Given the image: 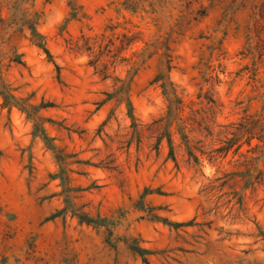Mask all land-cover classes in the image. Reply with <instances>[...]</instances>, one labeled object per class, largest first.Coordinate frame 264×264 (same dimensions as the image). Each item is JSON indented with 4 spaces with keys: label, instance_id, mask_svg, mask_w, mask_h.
<instances>
[{
    "label": "rangeland",
    "instance_id": "rangeland-1",
    "mask_svg": "<svg viewBox=\"0 0 264 264\" xmlns=\"http://www.w3.org/2000/svg\"><path fill=\"white\" fill-rule=\"evenodd\" d=\"M31 2L52 61L14 33L9 20L0 23V81L35 116L31 121L20 109L4 107L0 96V264H264V182L255 189L246 185L257 171L249 172L232 153L195 166L178 142L177 165L167 158L166 144L159 154L151 149L147 127L165 110L161 90L151 85L156 61L132 80L131 100L143 130L140 146H129L126 107L115 101L99 105L113 91L112 81L95 74L89 56L76 46L82 35H99L111 21L121 24L119 32L142 30L148 39L164 40L176 30L171 78L192 96L200 58L211 40L223 39L224 73L215 92L219 120L227 123L263 107V89L254 85L264 84V56L243 53L248 42L264 45V0ZM19 55L25 65L12 62ZM117 74L125 77L126 68ZM42 102L53 107L38 110ZM38 123L57 148L77 155L71 161L96 164L73 165L85 174L70 176L74 187L84 189L75 203L87 205L92 216L100 213L105 226L80 224L71 216L49 219L64 203L60 181L49 179L58 172L54 154L34 135Z\"/></svg>",
    "mask_w": 264,
    "mask_h": 264
},
{
    "label": "trees",
    "instance_id": "trees-1",
    "mask_svg": "<svg viewBox=\"0 0 264 264\" xmlns=\"http://www.w3.org/2000/svg\"><path fill=\"white\" fill-rule=\"evenodd\" d=\"M34 8L35 4L31 0H0V23L4 26L6 20H9L10 28L14 33L22 34L52 61L46 38L39 31L40 16ZM124 9L137 13L135 8L126 5ZM4 12L8 14V18L3 15ZM260 16L264 25V11ZM72 18L77 19L74 14ZM120 27L121 24H114L111 21L99 35L94 37L82 35L80 46L78 44L76 46L89 56L88 65L94 69L95 74L101 76L103 81H112L113 91L106 93L107 97L99 105L115 101L117 105L126 107L132 129L128 145L136 142L140 146L143 130V124L136 118L131 100L132 80L141 69L156 61L157 70L151 85H155L161 90L165 110L147 127V131L150 133L149 139L154 141L151 144V149L159 154L161 147L166 144L167 158L177 165L176 147L178 142L189 163L195 166H203L204 159L209 161L225 160L232 153L234 157L239 156L244 159L243 164L246 168L249 167V172L250 168H254L258 173L255 180L252 178L247 180V187L255 189L256 185L264 182V102L262 109L253 114L245 111L238 120L227 123L219 120V116L222 114V105L216 96L215 87L221 83L220 75L224 73L222 62L225 54L223 51L224 40L216 42L211 40V44L207 46L208 54L201 57L199 62L198 90L194 95L187 96L171 78V73L176 68V56L173 48L175 43L173 35L177 33L176 30L168 33L164 40H159L146 38L142 30L135 31L124 27L119 32ZM252 38L250 36L249 41ZM245 51L244 57L254 59L258 54V58L261 59L264 56V45L254 46L248 42ZM214 56L216 57L213 60ZM213 61L217 62L214 67L212 66ZM12 62L25 65L22 55ZM119 68H126L127 75L125 77L117 74ZM252 72L254 81L257 83L256 77L259 75V69L254 68ZM254 86L256 89H263L261 97L264 98V84H255ZM205 87L207 88L205 89ZM0 96L3 99L4 107L10 110L18 108L27 114L28 120L34 121L35 116L18 103L13 89L1 81ZM49 107H53V104L42 102L37 106V109ZM34 135L41 137L47 149L54 154L58 172L50 174L49 179L50 181H60L59 185L62 188L59 195L63 197L64 206L49 219L71 216L76 218L80 224L97 228L105 226L106 220L100 213L92 216L89 211L84 210L87 205L75 203V200L80 198L77 193L84 189L74 187L73 179L70 176L72 173L85 174L80 169L74 170L73 165L80 168L96 166V164L82 159L71 161L70 159L77 155L64 153L57 148L53 144L54 139L48 136L41 123L35 126ZM260 165L263 169L259 168ZM144 262H147L146 258H144Z\"/></svg>",
    "mask_w": 264,
    "mask_h": 264
}]
</instances>
